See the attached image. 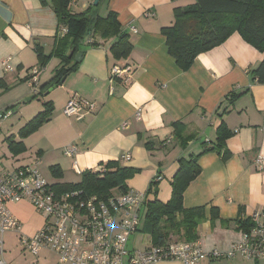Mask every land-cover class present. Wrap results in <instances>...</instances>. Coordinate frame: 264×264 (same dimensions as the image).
Wrapping results in <instances>:
<instances>
[{
    "label": "crops",
    "instance_id": "1",
    "mask_svg": "<svg viewBox=\"0 0 264 264\" xmlns=\"http://www.w3.org/2000/svg\"><path fill=\"white\" fill-rule=\"evenodd\" d=\"M92 2L77 0L70 9L79 13ZM194 2L99 0L93 11L101 16L116 12L132 43L130 55L114 59L109 51L113 38L98 39L96 47L83 43L78 64L64 76L62 84L45 87L42 98H35L40 86L52 79L60 59L52 55L32 86L30 72L38 64L34 45L50 54L55 36L63 35L65 27L59 24L51 0H0V110L12 106L19 114V127L44 108L43 102L53 107L50 118L22 139L24 151L8 147V136L21 141L16 129L1 132L0 177L18 166L36 163L49 183L70 182L74 174L80 175L76 169L80 173L96 171L109 161H117L138 169L127 181L128 187L137 191H146L151 179L160 173L157 198L166 202L178 159H188L215 142L216 128L224 122L231 132L225 142L228 156L223 159L216 152L199 156L200 172L186 187L182 203L184 208L205 207L207 219L197 226L201 248L228 251L240 237L237 219L264 210V171L255 166L256 158L264 157V84L253 81L250 75L263 54L233 32L223 43L198 54L182 71L168 53L161 28L173 23L175 7ZM6 57L10 58L11 71H5L1 64ZM75 62L74 57L67 66ZM115 66L127 67L129 72L111 77ZM229 93L242 94L229 100L225 98ZM73 96L92 102V111L79 119L65 116L63 108ZM138 107H142L139 120L135 118ZM175 121L184 125L183 142L175 141ZM70 144L76 146V152L67 156L63 149ZM124 152L131 154L130 160L120 161ZM54 165L62 172L60 179L51 175ZM41 168L48 169L52 180ZM210 208L217 210L219 219L209 220ZM8 209L25 235L34 234L44 223L27 200L11 203ZM197 264H264V260L236 255L205 258Z\"/></svg>",
    "mask_w": 264,
    "mask_h": 264
},
{
    "label": "trees",
    "instance_id": "2",
    "mask_svg": "<svg viewBox=\"0 0 264 264\" xmlns=\"http://www.w3.org/2000/svg\"><path fill=\"white\" fill-rule=\"evenodd\" d=\"M51 5L59 24L65 27V33L55 36L50 54H45L38 44L34 45V50L38 60L37 67L40 70L52 55L59 57L60 65L56 67L52 79L40 86L37 94H41L45 87L57 85L63 76L75 69L79 61L72 66L67 65L74 59L83 43L96 47L99 45L98 39L113 38L115 40L109 47L112 57L120 60L130 55L132 43L128 33L118 21L116 12L109 11L105 16L95 14L93 10L98 4L94 5L93 2L79 13L71 11L70 0H51ZM173 18L171 25L161 28V34L165 37L168 53L182 71L191 66L198 54L223 43L233 32H238L245 42L263 54L260 62L251 69L250 75L253 81L264 84V0H195L191 5L175 7ZM70 52H72L71 57H69ZM37 94L33 97L36 98ZM241 94L229 93L225 98L234 100ZM43 106L41 111L19 128L18 136L21 141L16 142L8 136L7 142L11 151H24L22 139L34 133L50 118L52 105L43 102ZM5 109L13 110L12 106ZM173 127L175 141L183 142V123L175 121ZM230 135L231 132L224 122H220L216 128L215 142L203 146L198 154L191 155L188 159H178V168L171 180V195L166 202L157 198V184L160 180H156L155 176L151 179L145 191L143 208L146 212L139 230L149 235L150 244L161 245L174 240L189 242L197 240V226L207 219L205 207L184 208L183 193L200 172L199 156L207 152H216L226 159L229 153L225 148V142ZM146 148L151 149L149 143L146 144ZM137 172V168L123 166L117 161H109L105 163L103 170L82 171L78 182L59 181L51 185L62 193L78 191L83 198L96 197L104 200L130 189L127 181ZM61 174V170L56 165L51 167L53 177L60 179ZM209 214V220L219 219L216 209L210 208ZM251 224L249 217L239 218L236 221L238 230L246 229Z\"/></svg>",
    "mask_w": 264,
    "mask_h": 264
},
{
    "label": "built area",
    "instance_id": "3",
    "mask_svg": "<svg viewBox=\"0 0 264 264\" xmlns=\"http://www.w3.org/2000/svg\"><path fill=\"white\" fill-rule=\"evenodd\" d=\"M76 2L70 0L71 4ZM146 15L153 16V13L147 12ZM9 61L10 58L6 57L1 62L5 71L12 70ZM39 72L38 67L31 70L29 82L32 86L37 84ZM127 72V67L115 66L110 75L120 77ZM93 107L92 102L73 96L65 104L63 114L79 119ZM141 112L142 107H138L135 111L137 120L141 118ZM11 114L10 109L0 111V129L3 120ZM63 150L65 155L72 156L76 146L70 144ZM119 159L128 161L131 154L124 152ZM255 166L264 171V157L258 156ZM76 172L80 174L78 169ZM155 179L160 180L161 175L156 174ZM145 199V191L134 189L104 200L83 198L78 191H56L36 163L13 168L0 177V264H9L3 248V235L9 231L19 234L20 244L32 255L38 256L42 250H48L63 264H158L163 261L197 264L205 258L230 259L236 255L253 261L264 260V210L249 216L252 224L239 230V240L226 252L204 251L197 240H174L129 249L131 235L139 232L145 218ZM23 200H27L44 218L42 227L32 235L20 233L19 220L8 209L9 204Z\"/></svg>",
    "mask_w": 264,
    "mask_h": 264
},
{
    "label": "rangeland",
    "instance_id": "4",
    "mask_svg": "<svg viewBox=\"0 0 264 264\" xmlns=\"http://www.w3.org/2000/svg\"><path fill=\"white\" fill-rule=\"evenodd\" d=\"M37 94V92H36ZM37 96H40L42 98V94H37ZM12 115L2 122V127L0 130V138H3V134L1 132L5 131V128H13L12 131L15 129L18 131L19 127H22L23 125H20L19 127H16L19 123V114L13 112ZM16 127V128H15ZM43 173L49 178L50 174L48 172V169L41 168ZM52 177H50V180ZM70 182H78L80 180V175L74 174V176L70 177ZM4 240V258L9 264H63L58 261L56 256L48 251V250H42L38 256L32 255L30 252L26 251L23 246L20 244L18 240V234L16 232H6L3 235ZM150 244L149 235L139 231L130 237V241L128 243V248H137V247H144L146 245Z\"/></svg>",
    "mask_w": 264,
    "mask_h": 264
},
{
    "label": "water",
    "instance_id": "5",
    "mask_svg": "<svg viewBox=\"0 0 264 264\" xmlns=\"http://www.w3.org/2000/svg\"><path fill=\"white\" fill-rule=\"evenodd\" d=\"M98 2H99V0H94L93 4H94V5H97ZM71 55H72V52L69 53V57H71ZM81 55H82V53H78V54L75 56V61H79L80 58H81ZM64 78H65V77L63 76V77L60 79V81L58 82V85L62 84ZM54 86H55V85H54ZM54 86H53V87H54ZM50 89H51V88H49V90H50Z\"/></svg>",
    "mask_w": 264,
    "mask_h": 264
}]
</instances>
